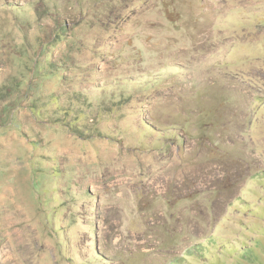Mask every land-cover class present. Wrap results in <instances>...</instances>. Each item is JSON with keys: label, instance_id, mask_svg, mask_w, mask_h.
I'll use <instances>...</instances> for the list:
<instances>
[{"label": "rangeland", "instance_id": "rangeland-1", "mask_svg": "<svg viewBox=\"0 0 264 264\" xmlns=\"http://www.w3.org/2000/svg\"><path fill=\"white\" fill-rule=\"evenodd\" d=\"M0 264H264V0H0Z\"/></svg>", "mask_w": 264, "mask_h": 264}, {"label": "trees", "instance_id": "trees-1", "mask_svg": "<svg viewBox=\"0 0 264 264\" xmlns=\"http://www.w3.org/2000/svg\"><path fill=\"white\" fill-rule=\"evenodd\" d=\"M65 114H69V111H67V110H65ZM68 127H71V125L70 124H68ZM235 252V251H234Z\"/></svg>", "mask_w": 264, "mask_h": 264}]
</instances>
